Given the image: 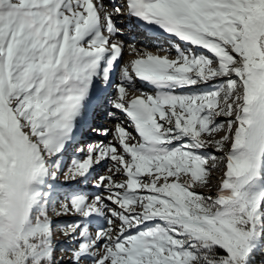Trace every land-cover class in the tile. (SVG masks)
<instances>
[{"label": "snow or ice", "instance_id": "6c2138e0", "mask_svg": "<svg viewBox=\"0 0 264 264\" xmlns=\"http://www.w3.org/2000/svg\"><path fill=\"white\" fill-rule=\"evenodd\" d=\"M118 16L169 46L128 45L135 58L120 63ZM109 87L136 135L121 121L91 129L107 142L79 145ZM213 170L223 177L205 192ZM88 183L100 190L91 199L61 191ZM57 251L69 264H254L264 251V0H123L111 11L104 0H0V264H61Z\"/></svg>", "mask_w": 264, "mask_h": 264}, {"label": "rangeland", "instance_id": "374dc122", "mask_svg": "<svg viewBox=\"0 0 264 264\" xmlns=\"http://www.w3.org/2000/svg\"><path fill=\"white\" fill-rule=\"evenodd\" d=\"M109 0H104V3H105V5L108 7V10L110 9V10H112V8H113V5H114V3H116V2H114V1H118V0H112L111 2H108ZM122 20V18L120 17L119 18V20ZM117 20V19H116ZM120 20V21H121ZM118 21V20H117ZM118 26H120L122 29H123V32L125 33L126 31H124L125 30V27H124V25L123 24H118ZM124 41V40H123ZM124 43H125V45H126V47H125V49L128 51V53H125V55H124V57H125V59L123 60V62L122 63H124L125 61H128V60H131V59H134L135 58V56L134 55H132V54H130V51H129V48L127 47L128 45H132V44H135V46L136 47H140L141 45H145V46H150V47H152L151 46V44L150 43H148V44H146V43H140V45H139V43H136V42H131V41H128V40H125L124 41ZM163 45H164V42L162 43ZM162 44H158V45H162ZM148 50L150 51V48L148 47ZM175 55H176V53H173L172 54V56H173V58L175 57ZM123 57V58H124ZM121 60V61H122ZM121 63V62H120ZM137 87L136 88H138V89H144L145 91H147V92H151L152 91V89L150 88V87H148V89H146V88H144L143 86H142V84L140 85L139 83H138V85H136ZM113 91V90H112ZM114 94V93H113ZM112 94V95H113ZM131 94H135V95H139L140 93L139 92H134V93H131L130 92V95ZM111 95V96H112ZM111 96L109 97V98H111ZM108 98V99H109ZM104 108L102 109L104 112H103V114H102V117L100 118V116L101 115H99L98 116V118H95V121H97V120H99V122L97 123V124H94V125H92V126H89V128H86L82 133H81V140H79V145H83V146H87V144H89V143H93V142H98V141H100V140H103V141H105V142H107L108 140H110L111 139V136H100V135H97L95 132H93V131H91V129L92 128H104V127H109V128H114V125L117 123V122H121V121H123L124 122V126L125 127H128V123H127V121L125 120V118H124V116H123V114L121 113V112H119V111H117V110H115V109H113L112 107H111V105L110 104H107V106L104 104V106H103ZM115 113V115L113 116V115H111V113ZM107 114V115H106ZM111 117H113L112 119H111ZM223 119H225L224 117H219L218 118V120H223ZM89 124V123H88ZM87 124V125H88ZM89 131V132H88ZM128 131L129 132H132L133 133V135H136L135 134V132H134V129L133 128H131V127H128ZM224 133H220L219 135H223ZM79 145H73V147L72 148H70L69 149V151H68V153H67V155H66V157H65V165L67 166V164L70 162V159L72 158V156L73 155H76V153H75V148L77 147V146H79ZM209 153H212V152H214L215 150L214 149H212V148H209L208 150H207ZM218 154V153H217ZM107 162L106 163H104V164H102V165H100L98 168H96L95 169V172H94V176H98V175H101V174H106L107 173ZM222 177H223V173H222V171H217V170H213V173H212V175H211V177H210V186L208 187V188H205V189H203V191H205V192H208V191H212V192H215V190H216V188L219 186V183H220V180L222 179ZM125 177L124 176H122V175H117L116 177H115V179H117V180H120V179H124ZM60 181L62 182L63 181V175H61V177H60ZM77 189H82L83 191H86L87 193H89V196H90V199L92 198V196L96 193V192H98V191H100L99 189H96V188H94V187H92L91 186V183H88V184H86V185H76V184H73V185H71V186H65V187H63L62 189H61V191H63V192H69V191H72V190H77ZM104 195H107L108 193H103ZM50 215H52L53 216V220H54V222H56V223H60V222H62V221H70V220H72V219H75V217H73V216H63V217H59V218H57L56 216H55V214L54 213H50ZM102 222V223H101ZM96 223H99V224H103V221H97ZM118 223V222H117ZM93 231H95V225L93 226V229H92ZM56 236H57V239L58 240H60V241H66L67 240V238L66 237H64L63 235H62V233H61V231H57L56 232ZM61 246H63V247H68V245L65 243V244H63V245H61ZM61 255H64L65 256V259L63 260V261H61V264H69V261H68V259H67V256H69L70 255V253H61V252H59V251H57V256L59 257V256H61Z\"/></svg>", "mask_w": 264, "mask_h": 264}, {"label": "bare ground", "instance_id": "6f19581e", "mask_svg": "<svg viewBox=\"0 0 264 264\" xmlns=\"http://www.w3.org/2000/svg\"><path fill=\"white\" fill-rule=\"evenodd\" d=\"M108 2H111V0H109ZM109 11H111L110 9H109ZM116 22H117V24H123L124 25V27H125V30H127L125 33L123 32V35H121V36H119V39L120 40H128V41H131V42H136V43H146V44H148V43H150L151 44V46H152V48H157L156 47V45H158V44H162L163 42H164V45H160V46H162V47H168L169 46V43H168V41L167 40H165L164 38H159L158 40H153V39H150L149 37H148V35L146 36L145 35V33L143 32V31H140L139 29H137L135 26H133L132 24H130L129 23V21H128V19H127V17H124L123 16V18H122V20L120 21V20H116ZM128 51L127 50H125L123 53H127ZM154 53V52H153ZM173 53H175L174 51H172L171 53H168L170 56H171V58H173V56H172V54ZM159 54H161V55H163L162 53H159ZM123 57H124V54L122 55V58H121V60L123 59ZM121 60H120V62H121ZM138 83H139V81H137L136 82V85H138ZM137 87V86H136ZM144 88H146L145 86H144ZM100 90H97V92H96V94L99 92ZM107 96H108V94H107ZM107 96H105L104 97V104L107 106V104H109L108 103V98H109V96L107 97ZM97 108V107H96ZM104 108V107H103ZM93 111V114L95 113V111H96V109L95 110H92ZM92 111H90L89 110V113H91ZM104 112V111H103ZM107 115V114H106ZM113 117H111V119H112ZM89 123V122H88ZM104 137V136H103Z\"/></svg>", "mask_w": 264, "mask_h": 264}, {"label": "trees", "instance_id": "16d2710c", "mask_svg": "<svg viewBox=\"0 0 264 264\" xmlns=\"http://www.w3.org/2000/svg\"><path fill=\"white\" fill-rule=\"evenodd\" d=\"M254 264H264V251L257 253Z\"/></svg>", "mask_w": 264, "mask_h": 264}]
</instances>
